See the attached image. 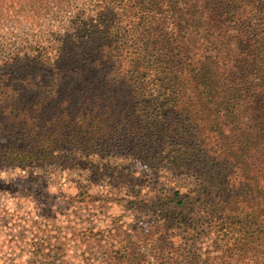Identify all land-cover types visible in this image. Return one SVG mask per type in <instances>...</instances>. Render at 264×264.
I'll return each instance as SVG.
<instances>
[{
	"label": "trees",
	"instance_id": "obj_1",
	"mask_svg": "<svg viewBox=\"0 0 264 264\" xmlns=\"http://www.w3.org/2000/svg\"><path fill=\"white\" fill-rule=\"evenodd\" d=\"M30 31L0 33V167L129 154L189 175L186 192L132 202L158 217L154 262L191 253L172 230L205 224L213 263L264 264V0H91ZM128 235L106 264H150ZM43 243L29 264H55Z\"/></svg>",
	"mask_w": 264,
	"mask_h": 264
},
{
	"label": "rangeland",
	"instance_id": "obj_2",
	"mask_svg": "<svg viewBox=\"0 0 264 264\" xmlns=\"http://www.w3.org/2000/svg\"><path fill=\"white\" fill-rule=\"evenodd\" d=\"M41 1L30 4L21 0L11 13L0 12V33L11 37L13 32L37 33L30 31L32 28L49 30L62 24L77 8L91 6V0ZM74 157L66 163L0 167V264H29L30 243L35 238L51 239V245L43 243V247L48 246L44 249L49 254L48 262L106 264L104 253L116 250L122 241L118 242V237L125 233L134 241L129 243L145 242L142 249L150 264H158L152 252L161 233L154 231L152 238L145 234L149 223L158 217L140 211L132 202L167 190L186 192L194 187V178L148 167L129 154L101 157L78 152ZM135 225L144 230L132 232ZM205 227L194 237L182 227L172 230L165 238L168 243L182 253H191L171 264H215Z\"/></svg>",
	"mask_w": 264,
	"mask_h": 264
}]
</instances>
